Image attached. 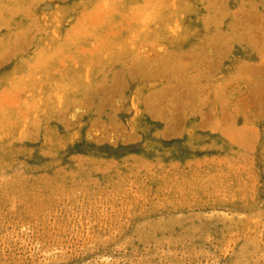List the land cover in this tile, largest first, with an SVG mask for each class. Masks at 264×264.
I'll return each instance as SVG.
<instances>
[{
    "label": "rangeland",
    "instance_id": "1",
    "mask_svg": "<svg viewBox=\"0 0 264 264\" xmlns=\"http://www.w3.org/2000/svg\"><path fill=\"white\" fill-rule=\"evenodd\" d=\"M233 1L0 0V264H264V0Z\"/></svg>",
    "mask_w": 264,
    "mask_h": 264
},
{
    "label": "bare ground",
    "instance_id": "2",
    "mask_svg": "<svg viewBox=\"0 0 264 264\" xmlns=\"http://www.w3.org/2000/svg\"><path fill=\"white\" fill-rule=\"evenodd\" d=\"M17 2V1H16ZM230 2V1H229ZM232 2V1H231ZM11 3V2H10ZM9 3V4H10ZM223 3V2H222ZM234 3H236V4H238L239 6H240V3H247V0L246 1H244V0H234L233 1V4ZM253 3V2H252ZM258 3V2H257ZM17 4V3H16ZM12 5V4H11ZM11 5H9L8 7H10ZM14 5H15V3H14ZM224 5H225V3H224ZM259 5V4H258ZM2 6V5H1ZM5 6V5H4ZM6 7V6H5ZM229 7V6H228ZM1 8V7H0ZM3 9V8H2ZM21 9V8H20ZM9 10V9H8ZM24 10V9H23ZM26 11V10H25ZM1 18V17H0ZM211 22H213V19L211 20V18L210 17H208V18H206V20H205V28H209V23L211 24ZM8 23V22H7ZM6 23V24H7ZM215 24V23H214ZM1 27V26H0ZM3 27V26H2ZM213 29V28H212ZM242 53H243V51H242ZM239 54V56H240V53H238ZM244 56V55H243ZM199 67V66H198ZM159 73V72H158ZM155 76V75H154Z\"/></svg>",
    "mask_w": 264,
    "mask_h": 264
}]
</instances>
